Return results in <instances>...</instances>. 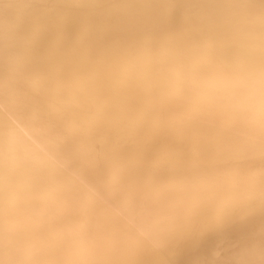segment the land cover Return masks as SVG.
Returning <instances> with one entry per match:
<instances>
[{"label": "bare ground", "instance_id": "1", "mask_svg": "<svg viewBox=\"0 0 264 264\" xmlns=\"http://www.w3.org/2000/svg\"><path fill=\"white\" fill-rule=\"evenodd\" d=\"M0 264H264V0H0Z\"/></svg>", "mask_w": 264, "mask_h": 264}]
</instances>
